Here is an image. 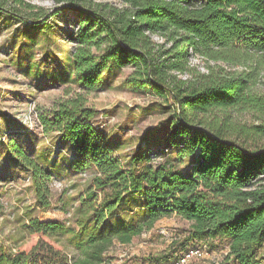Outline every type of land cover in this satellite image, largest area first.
I'll list each match as a JSON object with an SVG mask.
<instances>
[{
	"label": "trees",
	"instance_id": "16d2710c",
	"mask_svg": "<svg viewBox=\"0 0 264 264\" xmlns=\"http://www.w3.org/2000/svg\"><path fill=\"white\" fill-rule=\"evenodd\" d=\"M118 1L119 7L68 2L85 17L76 34L68 36L76 43L70 68L79 87L93 92L105 71L131 65L128 89L151 88L169 97L177 127L166 145L177 148L174 159L186 169L174 170L170 160L154 164L169 148L154 152L149 144L123 167L89 123L94 112L83 96L57 103L41 125L45 134L56 132L71 145L74 171L94 169L86 190L93 204L82 207L76 230L62 222L30 219L29 234L41 238L28 251H11L0 237V264H103L114 243L128 245L172 215L191 224L177 244L183 250L166 252L154 261L173 262L196 248L190 247L192 242L222 238L229 248L221 264H261L264 125L243 126L233 114L253 113L264 122V82L258 88L264 72V0ZM21 5V0H0V9L11 13L0 10V17L4 22L25 17L27 28L37 25L43 31L46 22H35L44 14L33 20L19 11ZM192 57L243 70L206 66L201 72L191 66ZM167 137L150 144L160 145ZM5 147L29 172L38 206L50 207L51 173L16 141H7ZM96 191L101 192L99 202ZM3 211L0 196V214Z\"/></svg>",
	"mask_w": 264,
	"mask_h": 264
},
{
	"label": "rangeland",
	"instance_id": "374dc122",
	"mask_svg": "<svg viewBox=\"0 0 264 264\" xmlns=\"http://www.w3.org/2000/svg\"><path fill=\"white\" fill-rule=\"evenodd\" d=\"M69 1L21 0V13L33 20L44 14L35 22H46L43 31L38 30L37 25L27 28L22 22L25 17L10 22H4L0 17V196L4 206L0 214V237L13 252L19 248L28 251L41 238L38 234H29L30 219L62 222L76 230L82 207L93 204L86 190L94 169L84 173L74 171L70 165L73 158L71 145L61 140L56 132L45 134L41 125V118L47 117L61 101L78 96L86 99L85 106L94 112L89 123L104 143L113 148V156L123 167L128 168L131 157L140 150L146 151V144H149L154 152H163L165 146L169 148L154 164L170 160L174 170L186 169L185 164L178 165L174 159L177 148L166 145L177 127L173 101L151 88L128 89L125 81L134 71L133 66L111 67L104 72L93 92L79 87L70 68L76 43L69 41L68 36L76 34L85 17L72 10ZM88 1L120 6L118 0ZM22 30L29 35L25 36ZM190 64L201 72L206 71V66L220 67L226 72L243 70L222 62H202L197 57H192ZM263 82L264 72L260 75L258 88L263 87ZM233 117L246 127L264 125L253 113H236ZM165 136L168 137L160 145L150 144L151 140ZM9 140L16 141L51 173L50 207L43 209L36 203L29 172L18 166L5 150ZM96 193L99 202L101 192ZM190 229L191 224L177 215L165 217L150 230L134 237L130 244L114 243L103 264H155L159 262L154 261L157 256L174 249L182 251L177 244ZM42 239L61 248L53 239ZM191 246L206 249L205 256L192 264H221L229 248L228 241L222 238L192 242Z\"/></svg>",
	"mask_w": 264,
	"mask_h": 264
},
{
	"label": "built area",
	"instance_id": "2783aa9c",
	"mask_svg": "<svg viewBox=\"0 0 264 264\" xmlns=\"http://www.w3.org/2000/svg\"><path fill=\"white\" fill-rule=\"evenodd\" d=\"M153 39L154 41H159L158 37H153ZM205 254H206V249L204 247L190 248L185 252H183L173 262H168V263L157 262L155 264H192L195 260L203 258Z\"/></svg>",
	"mask_w": 264,
	"mask_h": 264
},
{
	"label": "water",
	"instance_id": "95a60500",
	"mask_svg": "<svg viewBox=\"0 0 264 264\" xmlns=\"http://www.w3.org/2000/svg\"><path fill=\"white\" fill-rule=\"evenodd\" d=\"M1 11H3V12H5V13H8V14H11L8 10H6V9H0Z\"/></svg>",
	"mask_w": 264,
	"mask_h": 264
}]
</instances>
